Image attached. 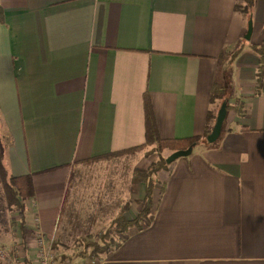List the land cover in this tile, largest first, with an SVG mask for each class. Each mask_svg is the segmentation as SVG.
<instances>
[{
  "label": "crops",
  "instance_id": "obj_1",
  "mask_svg": "<svg viewBox=\"0 0 264 264\" xmlns=\"http://www.w3.org/2000/svg\"><path fill=\"white\" fill-rule=\"evenodd\" d=\"M236 2L0 0L2 161L30 174L33 189L22 235L0 213V247L14 255L22 240L30 259L36 230L54 244L70 230L55 227L65 182L102 160L90 158L142 143L146 94L162 138L201 135L221 101L224 119L213 142L155 172L163 191L151 220L118 234L97 264H264V79L256 87L250 48L263 36L264 0L249 17ZM100 200L94 222L108 208Z\"/></svg>",
  "mask_w": 264,
  "mask_h": 264
},
{
  "label": "trees",
  "instance_id": "obj_2",
  "mask_svg": "<svg viewBox=\"0 0 264 264\" xmlns=\"http://www.w3.org/2000/svg\"><path fill=\"white\" fill-rule=\"evenodd\" d=\"M235 9L243 13L246 17L251 14V9L253 7V0H237L234 5ZM2 21L1 9H0V22ZM250 48L256 52L258 55V65L256 67L255 83L256 87H259L262 79H264V22H263V36L257 44H252ZM241 47L236 48L229 56L228 60L237 55ZM220 92L219 88L215 91L212 87L210 94L211 101L214 98L220 97L218 94ZM222 99V98H221ZM224 99V98H223ZM218 104L215 110H208L206 114L204 131L199 136H192L186 138H162L158 134L156 129L154 116L151 110V106L146 94L143 95V141L141 144L124 149L110 152L108 154L90 158L93 160L106 159L108 157L119 155L128 152L143 151L144 155H149L154 153V160L147 164L145 168L135 170L131 176V182L133 184H142L143 192L140 198L134 200L137 210L132 218H126L124 213L128 209L127 203L121 204L118 211L114 214L112 219L109 221L107 228L104 231L98 232L99 240H87L82 243V247L79 249L78 256L80 258H89L97 255L100 252L107 251L115 246L121 241L114 240L110 235V230L115 234H121L130 227L139 228L151 220L152 209L155 206V201L158 196L161 195L163 191V184L154 180V174L160 169H166L168 164L165 163L163 152L164 151H174L183 150L189 146L193 148L198 144H207L205 141L206 134L210 131L211 126L214 122V117ZM33 194L32 189V179L30 174L14 176L9 173L6 166L2 161V146L0 142V197L2 199L4 209L7 210L8 223L11 227H15L18 224L19 234H23V202L31 197ZM18 248L14 250L16 253L14 255L18 256L21 254L22 262L24 264L29 263V259L24 254L25 249L22 240L16 244ZM52 247L54 248V243L52 242ZM55 249V248H54ZM59 264H69L72 259L69 255L61 254L58 256Z\"/></svg>",
  "mask_w": 264,
  "mask_h": 264
},
{
  "label": "rangeland",
  "instance_id": "obj_3",
  "mask_svg": "<svg viewBox=\"0 0 264 264\" xmlns=\"http://www.w3.org/2000/svg\"><path fill=\"white\" fill-rule=\"evenodd\" d=\"M256 41L258 42L259 38ZM225 70L226 82L230 87L232 85V77L229 74L230 69L227 67ZM169 152L171 151H164L163 156L166 157ZM142 154L143 151L142 153L141 151H136L100 159L101 161H96L89 168H86L84 174L78 180L76 175L70 179V182L67 179L62 194V198L64 196L65 200L62 209H60L61 213L57 215L55 227L64 226L65 230H70L65 231L64 236L60 237V240L54 244L58 256L61 254L69 255L73 258L72 260H76L74 262H77L78 252L82 247V243L89 239L92 241L99 240L98 232L107 228L111 215L118 211V204L111 205V202L121 201L122 204L123 202L127 203L129 210L125 217L132 218L135 215L137 206L134 200L136 196L141 195L142 185H139V188L131 182L132 173L141 169L140 165L143 162L150 163L155 157L154 153L149 155ZM138 159L141 161L139 162ZM154 180L157 181L155 177ZM72 187L75 190L73 195L76 198H74V208L71 211L70 206L72 204H70L69 195ZM100 199L108 203V208L104 213V217L99 218L98 222H94L95 216L97 217L99 212L93 208L101 203ZM69 204L70 206L66 207L67 211H65V205ZM70 211V216H67ZM0 213L1 216L3 214L5 217L9 215L7 210L4 209L1 197ZM86 224H89V226L86 227ZM109 232L114 240H118L121 237V235L115 234L112 230ZM1 247L9 248V246Z\"/></svg>",
  "mask_w": 264,
  "mask_h": 264
},
{
  "label": "built area",
  "instance_id": "obj_4",
  "mask_svg": "<svg viewBox=\"0 0 264 264\" xmlns=\"http://www.w3.org/2000/svg\"><path fill=\"white\" fill-rule=\"evenodd\" d=\"M35 244L34 254L29 259V264H59L58 254L52 247V237H45L40 231L33 235ZM97 258H83L75 264H97ZM0 264H20L8 248L0 247Z\"/></svg>",
  "mask_w": 264,
  "mask_h": 264
},
{
  "label": "water",
  "instance_id": "obj_5",
  "mask_svg": "<svg viewBox=\"0 0 264 264\" xmlns=\"http://www.w3.org/2000/svg\"><path fill=\"white\" fill-rule=\"evenodd\" d=\"M250 30H251V20L249 19V20H247V23H246V32L244 35V39H248L249 34H250ZM225 105H226L225 101H221V103L219 104V107L216 110L214 122L211 126L210 131L205 136V141L207 143L213 142L217 138V136L220 132L221 124H222V121H223L224 115H225ZM190 151H191V146H189L183 150L171 151L164 158L165 163L168 164V163L172 162L173 160H175L176 158L187 156L190 153Z\"/></svg>",
  "mask_w": 264,
  "mask_h": 264
}]
</instances>
